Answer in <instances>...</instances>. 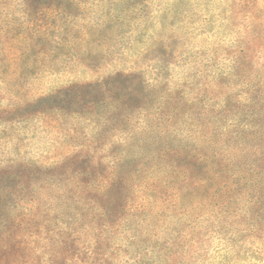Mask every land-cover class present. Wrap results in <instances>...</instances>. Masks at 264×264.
Returning a JSON list of instances; mask_svg holds the SVG:
<instances>
[{
    "label": "rangeland",
    "instance_id": "rangeland-1",
    "mask_svg": "<svg viewBox=\"0 0 264 264\" xmlns=\"http://www.w3.org/2000/svg\"><path fill=\"white\" fill-rule=\"evenodd\" d=\"M0 264H264V0H0Z\"/></svg>",
    "mask_w": 264,
    "mask_h": 264
},
{
    "label": "trees",
    "instance_id": "trees-1",
    "mask_svg": "<svg viewBox=\"0 0 264 264\" xmlns=\"http://www.w3.org/2000/svg\"><path fill=\"white\" fill-rule=\"evenodd\" d=\"M199 157H197L198 159H197V161H199L200 163H203V164H206L207 166H210V164H211V162H210V159H209V156H205V155H198ZM209 169H210V171L211 172H214L215 171V169H214V167L213 166H210L209 167ZM242 174V173H241ZM245 176H249V177H242L241 176V178H243V181H244V179L246 180V179H248L249 181H244L243 183L242 182H240V184L239 185H242V186H252L253 184H255V180H252V179H255L254 178V176L252 175V174H250L249 172H247V171H245ZM236 176H240V175H236ZM257 182V181H256ZM258 188V192H259V189H260V187H257ZM257 190V189H256ZM261 190V189H260Z\"/></svg>",
    "mask_w": 264,
    "mask_h": 264
}]
</instances>
